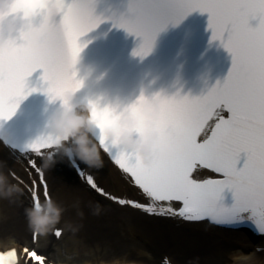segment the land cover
Returning <instances> with one entry per match:
<instances>
[{
  "label": "snow or ice",
  "instance_id": "obj_1",
  "mask_svg": "<svg viewBox=\"0 0 264 264\" xmlns=\"http://www.w3.org/2000/svg\"><path fill=\"white\" fill-rule=\"evenodd\" d=\"M97 0H10L0 8V122L13 118L32 92L43 91L51 103L70 109L69 97L84 86L77 65L87 44L81 38L105 22L95 14ZM209 15L212 41H219L231 55L226 79L199 97L143 94L129 106L101 107L89 100L87 108L99 134L94 140L124 174L133 195H116L101 187L91 174L77 168L85 184L102 197L158 218L179 217L190 222L253 228L264 234V0H129L127 12L111 16L114 27L124 29L141 43L133 55L150 54L156 37L169 24H179L193 12ZM31 20L42 35L30 39L21 25L9 32L4 18ZM252 21H257L253 26ZM42 70L43 88H30L29 78ZM153 105L154 131L159 143L179 140L186 151L169 157L154 156L145 162L137 151L116 148L104 134L119 121L122 111L143 126L144 106ZM7 142V137H5ZM58 138L47 131L23 151L43 157ZM38 180L33 204L40 202V188L50 199L45 173L29 160ZM242 165V166H241ZM233 193L230 207L220 203L223 193ZM57 238L62 232L55 231ZM33 243L0 251V264H47Z\"/></svg>",
  "mask_w": 264,
  "mask_h": 264
},
{
  "label": "bare ground",
  "instance_id": "obj_2",
  "mask_svg": "<svg viewBox=\"0 0 264 264\" xmlns=\"http://www.w3.org/2000/svg\"><path fill=\"white\" fill-rule=\"evenodd\" d=\"M85 135L84 133H82ZM75 139V138H74ZM87 146L90 148L94 144L88 138ZM76 145V143H75ZM77 147V145H76ZM57 153L52 156V160H60L58 168L61 166L62 159L67 161L60 151H52ZM52 154V153H51ZM103 167L93 168L95 173L100 176L103 182L110 188L118 193H131V190L125 185L124 176L117 171V169L108 161L102 153ZM41 163L47 164L48 159L44 154L39 159ZM0 165H9L14 167L19 173H22L26 168L23 158L17 154L5 149L0 143ZM56 168L46 169L47 175L52 183V194L55 200V205L62 209V214L71 213L72 218H69L66 223L74 225L76 230H73L69 236L71 242L64 239L57 244L61 246L57 256V261H64L71 264H93L99 261L107 264L115 261H124V257L103 254L100 256L92 255L89 250L82 247V242L77 237L78 227L85 228L89 231L87 234L92 233L102 234L105 232L113 233L119 232L123 229L128 234L130 231L135 230L140 236L153 237L163 241L169 247L173 244L176 247L182 248V256L188 260H192L191 264H231L229 259L230 254L234 252H242L245 255H251L252 259L249 264H264V249L262 252H257L256 248L261 246L264 248V237L258 238L253 243L249 242L244 232L232 231L226 228H220L210 225L206 222L186 223L174 219L158 218L147 216L129 207L114 206L109 203H99L96 200V195L91 193L86 188L76 190L72 186L65 184L62 179L60 170ZM13 181V180H12ZM15 191V188H12ZM17 195H19L17 193ZM17 199L11 197L0 196V230L6 229V221L17 213L18 207ZM118 217V218H117ZM117 218L119 220L116 227L112 228L109 222ZM64 239V240H63ZM69 239V238H68ZM29 242V239H24ZM249 242L250 244H247ZM20 243L18 238L0 237V245L10 246L12 244ZM43 249L47 250L50 246L43 238L38 242ZM236 245H238L236 248ZM203 252H199V251ZM132 258L135 261L144 264H159L160 261L156 256H148L143 251L134 253ZM172 257H174L172 255ZM126 258V257H125ZM196 262V263H195Z\"/></svg>",
  "mask_w": 264,
  "mask_h": 264
},
{
  "label": "clouds",
  "instance_id": "obj_3",
  "mask_svg": "<svg viewBox=\"0 0 264 264\" xmlns=\"http://www.w3.org/2000/svg\"><path fill=\"white\" fill-rule=\"evenodd\" d=\"M0 7L7 9L8 0H0ZM4 24L9 32L16 31L21 25L27 29V35L34 41L41 39V33L32 27L31 20H24L21 23H13L6 17ZM75 95L69 97V101L72 105ZM79 107V111L77 108ZM144 112L146 115L154 116L153 105L146 103L144 106ZM134 118L131 114L125 112L124 119L120 122V127L112 129L108 132V136L113 146L116 148H122L125 150L137 151L143 157L145 162H150L154 156L160 157L175 156L177 154L184 153L187 149L186 146L179 140L174 143L165 141L163 146L159 150H154L150 140L140 137L136 138L133 134L132 127ZM92 119L87 106L74 105L70 109H65L62 106L59 110L52 113L50 116V122L48 124V133L58 138V142L54 147L60 146L63 143L75 138L77 145V155L79 159L86 164L89 168H101L103 167L102 151L97 144H93L92 147H88V140L82 133L85 130H91ZM49 167L48 164L42 165V170H46ZM5 177L0 174V196H9L13 189H5ZM26 215L28 216L29 224L34 234L37 236V242L40 238H47L57 230V225L61 223L62 209L53 205L52 199L46 200L45 210L35 208L34 210L26 209ZM229 259L231 264H249L252 259L251 255H245L242 252H234L230 254Z\"/></svg>",
  "mask_w": 264,
  "mask_h": 264
},
{
  "label": "rangeland",
  "instance_id": "obj_4",
  "mask_svg": "<svg viewBox=\"0 0 264 264\" xmlns=\"http://www.w3.org/2000/svg\"><path fill=\"white\" fill-rule=\"evenodd\" d=\"M60 160H57L56 163H51L50 167L58 168ZM60 173L63 177L62 181L65 184H68L75 188L76 190L80 189L79 182L73 175L71 169L68 167L67 163L62 160L60 168ZM0 174H2L5 177V189H11V178L9 177L6 169L0 165ZM54 187V186H53ZM11 197L17 199L18 204L21 206L18 207L17 213H13L10 218L5 223L6 229L0 230V237L9 238L13 237L18 238L19 240L23 241L25 238L29 239V233H30V224L28 220V216L26 215V209L27 204L25 203V199L21 195H17L14 191L10 194ZM58 207V205H57ZM60 207V206H59ZM58 207V208H59ZM73 215L71 213L62 214L61 220L63 222H66L69 218H72ZM118 218V217H117ZM117 218L112 219L109 222V225L112 226V228L116 227L119 220ZM118 221V222H117ZM66 224V223H65ZM74 230H76V227H74ZM77 237L81 239L82 247L84 249L87 248L91 252L92 255L100 256L103 254L107 255H115L118 257L125 256L124 259H131L132 256H134V253H138L140 251H143L145 254H148V256H156L158 261L160 260L161 256L164 253H167L170 256H174V258L182 264H191L192 260H188L187 258H184L182 255V248L176 247V245H165L162 240L157 239V236L153 237H144L140 236L135 230L130 231L128 234L123 229L119 230V232L113 233L112 230L108 232H105L104 235L92 233L93 235H88L85 228L78 227L77 229ZM73 235V234H72ZM66 241L71 242V239H66ZM49 253L50 255L56 257V255L59 253V246L57 243L50 242L49 243ZM238 245H236V248ZM199 252H203L202 250ZM134 259V258H133ZM95 261H101L100 259H97ZM196 263V262H195Z\"/></svg>",
  "mask_w": 264,
  "mask_h": 264
}]
</instances>
